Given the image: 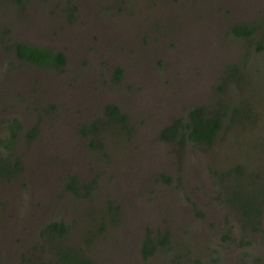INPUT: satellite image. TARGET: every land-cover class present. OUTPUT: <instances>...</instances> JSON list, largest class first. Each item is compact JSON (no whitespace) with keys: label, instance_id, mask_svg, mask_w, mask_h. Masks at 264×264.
<instances>
[{"label":"rangeland","instance_id":"rangeland-1","mask_svg":"<svg viewBox=\"0 0 264 264\" xmlns=\"http://www.w3.org/2000/svg\"><path fill=\"white\" fill-rule=\"evenodd\" d=\"M240 18L264 20V0H0V137L11 118L22 124L0 154L24 164L0 181V264H64L41 235L51 218L65 220L64 245L90 264H264V216L253 231L237 209L217 215L230 186L218 173L264 166V50L228 35ZM12 40L65 52V69L20 66ZM110 103L126 125L102 123ZM195 103L227 106L214 143L163 140ZM93 122L94 143L82 133ZM71 175L91 187L78 195ZM24 249L31 260L19 259Z\"/></svg>","mask_w":264,"mask_h":264},{"label":"trees","instance_id":"trees-1","mask_svg":"<svg viewBox=\"0 0 264 264\" xmlns=\"http://www.w3.org/2000/svg\"><path fill=\"white\" fill-rule=\"evenodd\" d=\"M229 10H226L228 13ZM222 19H217V22L212 24L217 26ZM228 35H231L234 39L241 42L245 40L247 46L254 45L252 52H259L264 50V20L253 21H241L235 24H230L228 21ZM224 23V24H226ZM227 35V34H225ZM238 43V42H236ZM233 44V43H232ZM239 44V43H238ZM9 47L13 56L18 60V64L21 66L30 65L39 69H65L67 64V55L61 50H54L50 47L41 46L25 42L24 40H12ZM234 45V44H233ZM252 54L251 52H247ZM250 56L246 58V64L250 61ZM232 67V66H231ZM124 68L118 66L115 71V78L121 79ZM234 72L231 73L233 75ZM75 84V83H74ZM77 87V85L75 84ZM218 90L223 91V87L220 85ZM225 103V102H218ZM191 108L186 112L190 120L185 122L181 117L175 118L169 125H166L160 132V137L165 141L176 142L179 146L184 142L192 143V146L198 147L200 145L209 147L212 145L217 137L218 131L223 124V116L226 112L227 106L221 104L219 111L211 110L207 104L195 103L194 105H188ZM53 107V106H52ZM232 112L237 113V106L232 109ZM105 120L102 123L120 122L122 125H126L128 117L126 114L120 111V108L115 103H110L104 110ZM100 125L97 122L91 124H85L82 128L84 135H91L92 143L95 141V137L98 135ZM22 124L18 118H11L8 121V133H2L0 137V146L3 147L5 152H12L16 143L20 138V130ZM32 136V134L30 135ZM264 165V161H261ZM21 159L12 160L5 154H0V181L10 180L17 177L19 173L24 169ZM235 165V166H234ZM254 165V163H253ZM249 167V164L240 165L231 163L227 171H221L218 174L220 179L223 180L228 176L229 184L227 195L222 199L230 204L231 209H237L238 221L240 227L247 229L250 228L253 231L260 230L262 219L264 216V166ZM218 175V176H219ZM171 180V179H169ZM68 188L72 189L78 195L81 182L78 176L71 175L67 179ZM84 189H88L91 186H82ZM119 206H112V210H117ZM99 228L105 230L107 227L104 224H100ZM68 231V227L65 220L62 218H51L48 223L42 227L41 235L52 243L55 257L64 264H90V259L74 247H66L63 243L64 236ZM41 237V238H42ZM47 241V242H48ZM170 240L163 238L159 241L160 246L166 249L171 248L169 244ZM150 245H146L143 248V255L147 256L152 252V248H155L156 242L150 240ZM172 245V244H171ZM56 257V258H57ZM20 259H25V253L20 256ZM27 259V258H26ZM198 264H202L203 261L196 260ZM39 264H42L39 263Z\"/></svg>","mask_w":264,"mask_h":264},{"label":"flooded vegetation","instance_id":"flooded-vegetation-1","mask_svg":"<svg viewBox=\"0 0 264 264\" xmlns=\"http://www.w3.org/2000/svg\"><path fill=\"white\" fill-rule=\"evenodd\" d=\"M235 6L236 7H241V4H235ZM245 10H248V8H246ZM241 21H247V19H245V18H240V19H238V20H236V21H231V25L232 24H235V23H237V22H241ZM251 21H252V18H251ZM187 35H188V37H190V38H192V37H194L193 35H195V34H193V35H190L189 33H187ZM66 66V65H65ZM174 96V95H173ZM179 97H181V96H178V97H176V98H179ZM116 104V103H115ZM117 105V104H116ZM119 108H120V111L122 112V108L119 106V105H117ZM191 108V106H187L186 107V110H185V116H186V119H184V121L185 122H187V121H189L190 120V118H189V116H187V109L189 110ZM124 113V112H123ZM178 118V117H177ZM183 119V118H182ZM111 123H113V124H117V125H119V126H121V123L120 122H115L114 120L111 122ZM218 203H221L222 204V206L220 207V208H222L223 209V212L222 213H219V214H217V215H219L221 218H224L225 220L224 221H227L228 219H231L230 217H227V214L230 212V210H231V206H230V204L229 203H227L225 200H223L222 198H219L218 199ZM224 204H226V205H224ZM119 206V208L116 210V211H120V209H121V206L120 205H118ZM225 206L228 208H226V210L224 211V209H225ZM117 207V206H116ZM120 215V218H121V222H124V223H127V224H130V221H129V219H128V217H123L124 215H121V213H119ZM234 216H236L237 217V220H238V216L234 213L233 214ZM230 216H231V214H230ZM129 221V222H128ZM133 221V220H132ZM120 222V223H121ZM122 227H124V225L122 226ZM147 230V229H146ZM120 231H121V229H119V230H116V234L115 235H117V236H119V234H120ZM123 231V230H122ZM171 244V243H170ZM173 245V244H172ZM120 248V247H119ZM28 251H27V249H24L23 250V252H21V254H20V256L23 254L24 255V253H25V259L26 260H31L28 256H27V253ZM19 259H20V257H19ZM136 260H139L140 261V258H135V261ZM122 262H125V260H122ZM129 263V262H128Z\"/></svg>","mask_w":264,"mask_h":264}]
</instances>
